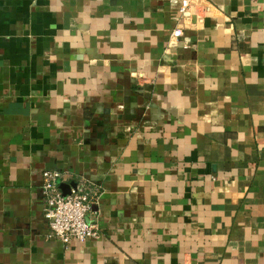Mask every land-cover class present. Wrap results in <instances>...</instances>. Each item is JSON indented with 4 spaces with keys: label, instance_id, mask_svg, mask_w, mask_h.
Listing matches in <instances>:
<instances>
[{
    "label": "crops",
    "instance_id": "obj_1",
    "mask_svg": "<svg viewBox=\"0 0 264 264\" xmlns=\"http://www.w3.org/2000/svg\"><path fill=\"white\" fill-rule=\"evenodd\" d=\"M180 6L0 0V264H264V0ZM46 170L99 238L52 237Z\"/></svg>",
    "mask_w": 264,
    "mask_h": 264
},
{
    "label": "built area",
    "instance_id": "obj_2",
    "mask_svg": "<svg viewBox=\"0 0 264 264\" xmlns=\"http://www.w3.org/2000/svg\"><path fill=\"white\" fill-rule=\"evenodd\" d=\"M196 5V0H181L180 13L182 17L189 15ZM184 30L177 27L171 36L180 39ZM44 182V215L50 225L52 237L69 245L72 242H84L97 239L102 235L101 227L94 219V207L102 196L100 185L86 183L72 188L64 195L58 181H63V175L57 171L43 172Z\"/></svg>",
    "mask_w": 264,
    "mask_h": 264
},
{
    "label": "water",
    "instance_id": "obj_3",
    "mask_svg": "<svg viewBox=\"0 0 264 264\" xmlns=\"http://www.w3.org/2000/svg\"><path fill=\"white\" fill-rule=\"evenodd\" d=\"M60 188L63 191V194L66 196L71 193L72 188H76L77 184L75 182L72 183H66L63 182L62 180L58 181Z\"/></svg>",
    "mask_w": 264,
    "mask_h": 264
}]
</instances>
